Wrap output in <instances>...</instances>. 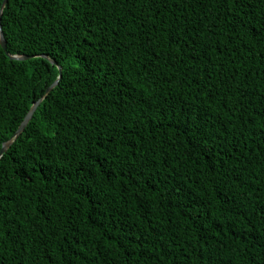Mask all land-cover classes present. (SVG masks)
Listing matches in <instances>:
<instances>
[{
  "label": "trees",
  "instance_id": "trees-1",
  "mask_svg": "<svg viewBox=\"0 0 264 264\" xmlns=\"http://www.w3.org/2000/svg\"><path fill=\"white\" fill-rule=\"evenodd\" d=\"M0 25V152L40 102L0 158V264H264V0H8Z\"/></svg>",
  "mask_w": 264,
  "mask_h": 264
},
{
  "label": "water",
  "instance_id": "water-1",
  "mask_svg": "<svg viewBox=\"0 0 264 264\" xmlns=\"http://www.w3.org/2000/svg\"><path fill=\"white\" fill-rule=\"evenodd\" d=\"M8 0H4L3 4H2V7H1V11H0V21H1V17H2V9L5 7V5L7 4ZM0 45L1 47L6 50V47H7V43L5 41V38H4V34L2 32V28H1V25H0ZM10 58L12 60H20V61H25L27 59H29L30 57L28 56H10ZM53 64H55L54 62H52ZM60 70V76H61V72H62V69L61 67L59 68ZM58 84V81H56L51 87H49L47 89V94L54 88L56 87ZM40 104V102L36 103L30 110V112L28 113V115L25 117L24 121L22 122L21 126L19 127V129L17 130V132L15 133L14 137L7 143H5L3 145V148L0 152V158L3 156V154L8 150V148L11 146V144L16 140V138L24 131L25 127L27 126V124L29 123V121L32 119L38 105Z\"/></svg>",
  "mask_w": 264,
  "mask_h": 264
},
{
  "label": "snow or ice",
  "instance_id": "snow-or-ice-1",
  "mask_svg": "<svg viewBox=\"0 0 264 264\" xmlns=\"http://www.w3.org/2000/svg\"><path fill=\"white\" fill-rule=\"evenodd\" d=\"M4 2V0H0V3H3Z\"/></svg>",
  "mask_w": 264,
  "mask_h": 264
}]
</instances>
